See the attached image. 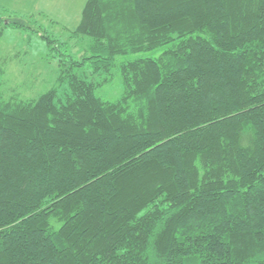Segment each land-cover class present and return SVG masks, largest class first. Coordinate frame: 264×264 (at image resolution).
Here are the masks:
<instances>
[{"label":"trees","instance_id":"16d2710c","mask_svg":"<svg viewBox=\"0 0 264 264\" xmlns=\"http://www.w3.org/2000/svg\"><path fill=\"white\" fill-rule=\"evenodd\" d=\"M75 35L35 98L0 56V264H264V0H86Z\"/></svg>","mask_w":264,"mask_h":264},{"label":"rangeland","instance_id":"374dc122","mask_svg":"<svg viewBox=\"0 0 264 264\" xmlns=\"http://www.w3.org/2000/svg\"><path fill=\"white\" fill-rule=\"evenodd\" d=\"M86 0H0V16L21 20L26 26L4 28L0 37V56L5 69L3 90L6 97L18 95L35 98L57 83L62 53L72 54L79 60L89 55L91 37L75 35ZM49 38L62 43L61 49ZM60 49V50H59ZM164 48L148 52L129 53L117 57V62L139 56H157ZM74 70L88 79L100 80L104 74L93 71V64L86 60ZM62 83L60 95L67 90ZM97 94L116 99L122 93V81L116 68L112 79L100 85Z\"/></svg>","mask_w":264,"mask_h":264}]
</instances>
